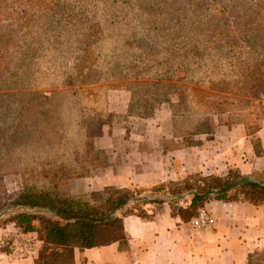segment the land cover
<instances>
[{
	"label": "rangeland",
	"instance_id": "1",
	"mask_svg": "<svg viewBox=\"0 0 264 264\" xmlns=\"http://www.w3.org/2000/svg\"><path fill=\"white\" fill-rule=\"evenodd\" d=\"M256 2L88 0L95 18L105 24V41L97 45L100 58L96 63L107 76L99 84L83 87L58 85L65 74H75L76 50L82 48V38L48 32L44 25L42 34L56 36L57 42L40 51L39 56L46 57L40 66L45 76L37 83L33 79L24 82L16 70L11 84L0 88V227L16 214L7 203L20 192V178L31 184L46 179L58 182L61 195L103 192L109 188L95 191L93 183L99 186L107 172L136 175L138 159L152 153L157 142L165 155L186 138L199 144L203 135L190 134L200 122L210 119L206 110L202 113L193 103L180 105L178 97H172L173 105L166 104L167 86L177 90L202 81L203 92L244 101L264 111V94H224L208 87L221 77L237 79L244 67L264 61V32L251 28L257 23L264 26V16L254 18L245 11ZM184 47L199 49L187 59L174 53ZM171 66L174 70L170 72ZM185 68L192 73L190 77ZM138 75L137 81L134 76ZM71 90L78 92L74 95ZM94 112L102 115V121H93ZM223 116L228 122L227 115H219L216 125ZM147 163L152 166V161ZM63 165L70 174L78 170L87 177L55 175ZM133 188L148 192L154 187ZM35 224L40 229L41 224ZM47 247L42 244L41 250ZM254 261L264 264V255Z\"/></svg>",
	"mask_w": 264,
	"mask_h": 264
},
{
	"label": "trees",
	"instance_id": "2",
	"mask_svg": "<svg viewBox=\"0 0 264 264\" xmlns=\"http://www.w3.org/2000/svg\"><path fill=\"white\" fill-rule=\"evenodd\" d=\"M88 5V0H0V88H7L11 84L15 77L13 72L16 70L24 82L33 79L37 83L41 81V75L45 76L40 66L46 57L39 56L40 51L43 47H51L57 42L56 36L46 38L42 34L44 25L48 32H58L59 35L65 32L82 38V48L76 50L78 57L74 64L75 74H65L63 78H59V86L83 87L105 81L103 77H106L107 73L101 70L96 61L100 58L97 45L105 41L106 28L105 24L95 18V12ZM245 11L254 14V18L256 15L263 17L264 0H257ZM251 28L252 31L264 32L261 23H257L255 29L252 26ZM195 49L199 48L189 50L184 47L174 53L184 54L187 59L190 53L195 54ZM261 54L264 55V51ZM196 55L200 56L198 52ZM263 57L261 58L264 60ZM259 60L254 67H244L237 79L226 80V77H221L215 82H209L208 87L211 91L224 94H264V61ZM172 66L169 67L170 72L174 70ZM178 67L182 66L178 64ZM185 71L187 77H190L192 73H189L187 68ZM134 79L138 81L140 76H134ZM190 84L192 86L177 90L170 86L165 87L168 97L165 103L173 105L172 97H178L180 105L193 103L199 106L197 110H206L204 114L210 119L207 123L200 122L191 136L214 133L218 126L216 117L227 115V124L245 125L247 134L252 137L256 154L264 156L261 142L255 137L264 111H259L244 101L224 99L218 94L203 92L200 90L205 86L202 81ZM71 91L74 95L78 92ZM45 99L51 100L48 97ZM153 101L159 104L157 99ZM94 113L97 117L92 118L93 121H102V115L99 112ZM194 146H198V143L192 138H186L181 145L173 149ZM70 173L63 165L55 175L87 177V173H80L78 170L74 174ZM19 182L20 192L7 203V207L14 209L16 214L5 220L2 227L13 225L19 234L24 237L31 236L26 239L40 241L48 246L40 250L36 264H75V248L90 249L117 241H120L122 246H127L123 216L128 214L153 219L154 215L150 213L149 206L168 203L173 215L191 219L197 215L200 208H205L211 201L249 202L256 206L264 204V184L234 170L229 171L224 178L216 175L205 176L202 173L189 174L180 182L158 183L148 192L133 187L109 188L103 192L79 196L61 195L57 191L58 182H52L50 179L31 184L20 178ZM232 184H236V187L224 191ZM185 195L189 197L184 199ZM36 222L41 224L40 229L37 228ZM254 260L251 258L250 264H254Z\"/></svg>",
	"mask_w": 264,
	"mask_h": 264
},
{
	"label": "crops",
	"instance_id": "3",
	"mask_svg": "<svg viewBox=\"0 0 264 264\" xmlns=\"http://www.w3.org/2000/svg\"><path fill=\"white\" fill-rule=\"evenodd\" d=\"M223 119L214 133L201 137L198 146L173 149L165 155L157 142L152 153L138 159L136 175L107 172L100 185L93 183L91 189L149 188L193 173L224 178L231 170L264 184V156L256 154L245 125L227 124ZM259 123L255 137L264 149V116ZM151 161L152 166L147 163ZM205 208L216 223L202 229L193 227V218L173 215L168 203L149 206L154 215L150 220L126 214L127 246L117 241L90 249L75 248V264H250L251 258L264 255V204L211 201ZM18 235L13 225L0 228V264H36V258L20 256L12 246L2 245L4 238L14 241ZM42 244L37 241L39 252Z\"/></svg>",
	"mask_w": 264,
	"mask_h": 264
},
{
	"label": "built area",
	"instance_id": "4",
	"mask_svg": "<svg viewBox=\"0 0 264 264\" xmlns=\"http://www.w3.org/2000/svg\"><path fill=\"white\" fill-rule=\"evenodd\" d=\"M216 223L213 215L206 209L200 208L197 215L192 219V225L195 229L209 228ZM16 240L4 238L2 240L3 246H12L20 256H28L37 258L39 251L37 242L32 239H23L20 235L15 237Z\"/></svg>",
	"mask_w": 264,
	"mask_h": 264
},
{
	"label": "water",
	"instance_id": "5",
	"mask_svg": "<svg viewBox=\"0 0 264 264\" xmlns=\"http://www.w3.org/2000/svg\"><path fill=\"white\" fill-rule=\"evenodd\" d=\"M235 187H236V184H232V185L228 186L227 188H225L224 191L231 190V189H233Z\"/></svg>",
	"mask_w": 264,
	"mask_h": 264
}]
</instances>
